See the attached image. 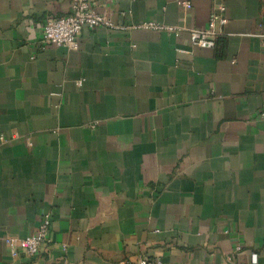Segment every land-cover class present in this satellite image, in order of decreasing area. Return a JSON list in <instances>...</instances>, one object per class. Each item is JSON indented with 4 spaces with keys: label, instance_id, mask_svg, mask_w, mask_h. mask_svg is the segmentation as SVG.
Instances as JSON below:
<instances>
[{
    "label": "crops",
    "instance_id": "0c3cea01",
    "mask_svg": "<svg viewBox=\"0 0 264 264\" xmlns=\"http://www.w3.org/2000/svg\"><path fill=\"white\" fill-rule=\"evenodd\" d=\"M95 1L185 29L40 46L70 0H0V264H264V0ZM220 2L215 46L192 44ZM46 211L47 243L14 255Z\"/></svg>",
    "mask_w": 264,
    "mask_h": 264
},
{
    "label": "built area",
    "instance_id": "2783aa9c",
    "mask_svg": "<svg viewBox=\"0 0 264 264\" xmlns=\"http://www.w3.org/2000/svg\"><path fill=\"white\" fill-rule=\"evenodd\" d=\"M183 6H190L189 0H178ZM225 5L220 2L212 9L208 16L207 25L203 28L190 27L187 29L189 40L199 47L212 48L217 39L223 33V27L227 23L224 15ZM106 27L111 29H152L156 31H170L179 34L182 26L165 25L153 20L143 21L133 25H120L112 22L99 10L95 0H70V11L65 15L47 16L40 30L38 31V42L40 46L56 45L67 48H78V37L83 28ZM81 81H78L80 84ZM264 115V112L261 113ZM51 227V212L46 211L40 215L36 230L20 239H8V244L12 247L13 254L19 251L28 257L36 256L43 245L48 241V233ZM20 248V249H19ZM240 245L234 249L239 251ZM255 257V254H254ZM232 257H227L222 264H231ZM63 264H70L64 261ZM136 264H162L159 260H150L145 257L138 259ZM242 264V263H240Z\"/></svg>",
    "mask_w": 264,
    "mask_h": 264
}]
</instances>
